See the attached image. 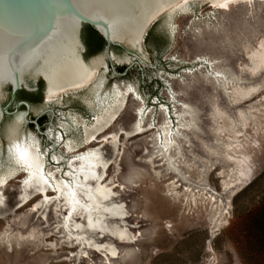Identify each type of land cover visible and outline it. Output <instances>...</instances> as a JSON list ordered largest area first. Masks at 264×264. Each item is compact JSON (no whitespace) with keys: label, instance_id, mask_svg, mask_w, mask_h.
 Listing matches in <instances>:
<instances>
[{"label":"rangeland","instance_id":"1","mask_svg":"<svg viewBox=\"0 0 264 264\" xmlns=\"http://www.w3.org/2000/svg\"><path fill=\"white\" fill-rule=\"evenodd\" d=\"M217 5L188 0L158 11L141 39L144 59L122 44L110 46L112 61L104 48H86L85 62L97 61L93 78L50 100L42 82L25 85L30 91H18L7 107L10 92L3 96L0 111L12 114L0 118V176L13 174L0 187V264H264V0ZM81 37L93 41L89 27ZM217 71L229 80L217 81ZM118 91L126 92L116 117L84 143V127ZM183 108L193 124L179 129L167 167L157 134L163 123L174 129ZM138 121L141 132L131 133ZM13 127L56 177L99 148L109 161L101 182L124 211L107 226L125 230L123 240L104 232L93 242L115 257L67 240L53 200L41 206L42 196L29 193L21 204L25 173L7 139Z\"/></svg>","mask_w":264,"mask_h":264},{"label":"bare ground","instance_id":"2","mask_svg":"<svg viewBox=\"0 0 264 264\" xmlns=\"http://www.w3.org/2000/svg\"><path fill=\"white\" fill-rule=\"evenodd\" d=\"M180 1L183 2L188 0H150L149 15L139 36V48L146 27L159 13L158 11L175 6L176 3ZM210 1L215 4L227 3L235 5L249 0ZM82 51L83 47L78 37L69 60L50 74L43 76L46 81L45 100H50L54 95L65 89L85 85L93 78L97 61L95 63L91 62L93 64L86 63L82 58ZM125 60L128 61V59ZM215 75V79L221 83H225L229 80L220 71H217ZM125 92L121 93L118 91L113 104L108 106L106 103L103 109L94 118V122L90 126L84 127V143H90L97 134L101 133L114 120L122 104V96ZM2 98L3 96L0 97V101ZM185 114L187 115L189 113L186 108H183L176 114V127L171 129L169 124L166 125L163 123L157 134V150L165 159L167 167L174 166L172 165V158L168 154L170 153V149H173V151L177 153L178 145L175 138L179 137L181 134L179 129L189 128L193 124L192 117L189 115L188 119H185ZM19 120L20 115L15 118L16 122H19ZM141 130L138 121L132 126L130 132L139 133ZM236 133H240V131H236ZM114 138L116 137L113 136L112 139L114 140ZM7 139L13 163L15 166L23 169L25 173L22 181V190L19 195L21 204L27 202V195L29 193L40 194L42 196L43 199L40 201L41 203L39 202L41 206H47L45 204L53 200L55 202V207L64 211V214L60 217L59 225L67 240L75 242L80 248H90L97 252H104L105 255L110 258L115 257L117 254L115 249H108L104 244L99 245L93 242L94 235L99 233L103 235L104 232H107L111 237L117 238L118 241L123 240V230H125V228L121 226L120 231H113L112 228L107 226L110 218L121 219L124 216V211L121 205H117L111 201L113 194L112 187H108L101 182L109 161L103 157L99 148L88 149L69 160L67 162L68 169L64 172L63 177H56L53 172L45 169L43 154L39 152L34 142L27 141L20 137L17 133V128L13 127L10 129ZM17 144L26 148L33 160L39 157L37 161L39 169L36 167L25 169V166L18 162L19 157L14 148V145ZM65 149L66 152H69L73 149V146L67 144ZM12 174V172H9L0 176V187H3L8 177ZM41 175L47 180V183L41 179ZM26 180L28 183H25ZM236 185L240 186V184H235V186ZM49 189L51 191L53 190V197L47 196L46 193ZM31 195L32 194L29 196L31 197ZM2 202L3 198L0 191V204H2Z\"/></svg>","mask_w":264,"mask_h":264},{"label":"water","instance_id":"3","mask_svg":"<svg viewBox=\"0 0 264 264\" xmlns=\"http://www.w3.org/2000/svg\"><path fill=\"white\" fill-rule=\"evenodd\" d=\"M149 10L150 0H0V97L10 92L6 107L18 91H30L28 83L42 82L46 89L43 76L69 60L78 37L83 58L85 26L103 40L110 61V46L121 44L144 59L139 36ZM6 107L0 113L10 116Z\"/></svg>","mask_w":264,"mask_h":264},{"label":"snow or ice","instance_id":"4","mask_svg":"<svg viewBox=\"0 0 264 264\" xmlns=\"http://www.w3.org/2000/svg\"><path fill=\"white\" fill-rule=\"evenodd\" d=\"M220 8H225L227 5L226 3H220L219 5H217ZM128 92L131 93L132 92V88L129 87L128 88ZM137 99H140V97H137ZM14 148L16 150V153L19 157V161L20 163H22L25 166V169H32L33 167H36L37 169H39V164L37 163L39 157L36 158V160H33L27 149L23 148L21 145L17 144L14 145ZM54 159H56L54 157ZM41 179L44 180L45 183H47V180L44 179L43 175H41ZM25 183H28V181L26 180Z\"/></svg>","mask_w":264,"mask_h":264},{"label":"trees","instance_id":"5","mask_svg":"<svg viewBox=\"0 0 264 264\" xmlns=\"http://www.w3.org/2000/svg\"><path fill=\"white\" fill-rule=\"evenodd\" d=\"M152 30H149L147 36H146V43H148V39L149 37L151 36V33H152ZM89 32L91 34V37L93 39V44L92 42H90L88 40V38L85 37V45H86V48H87V51H88V54H94V53H97L99 51H101L103 49V46H104V42L103 40L97 35V33L92 30L91 28H89ZM93 46V47H92ZM93 48V49H92ZM29 95V94H28Z\"/></svg>","mask_w":264,"mask_h":264}]
</instances>
